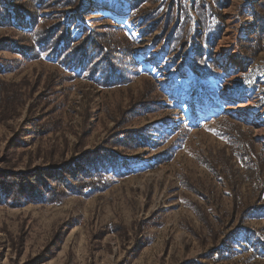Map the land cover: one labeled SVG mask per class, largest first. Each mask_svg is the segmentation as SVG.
Segmentation results:
<instances>
[{
	"label": "rangeland",
	"instance_id": "obj_1",
	"mask_svg": "<svg viewBox=\"0 0 264 264\" xmlns=\"http://www.w3.org/2000/svg\"><path fill=\"white\" fill-rule=\"evenodd\" d=\"M0 1L8 6V0ZM165 1H174L168 32L165 23L145 25L143 15L133 14L126 0H79L78 7L66 9L68 15H75L70 22L74 35L100 17L124 28L134 42L139 65L131 82L103 86L48 55L0 72L7 81L27 80L34 93L21 115L0 121V158L19 143L13 160L17 172L29 164L32 168L55 161L67 165L82 151L96 149L116 128L112 114L131 104L146 79L154 80L162 94L161 108L126 125V129H149V143L118 151L122 154L102 188L70 195L60 203H0V264H264V248L258 252L247 239L257 232L253 241L264 246V215L240 219L238 208L231 226L227 216L225 233L240 231L220 240L226 238V246L235 252L228 260L215 262L204 257L213 241L205 237L209 229L190 204L203 207L214 223L235 208L229 183L196 158L200 151L227 148L220 133L225 117L264 145V51L252 55L241 45V39L256 28L252 8L256 0H231L218 10L226 25L213 51H207L208 34L217 23L211 8L205 10L202 0ZM204 2L216 8L214 0ZM166 9L167 5L162 8ZM201 23L206 28L202 35ZM173 30H180L188 41L175 50L169 38ZM4 33L12 30L0 27V35ZM0 55L16 54L3 51ZM52 73L57 78L45 92ZM232 105L260 121L231 113ZM31 117L55 124L38 143L27 139L29 131L22 127ZM169 146L173 155H160ZM181 175L201 181L198 185L206 188L204 193L184 187ZM255 187L256 182L242 186L244 202L254 203ZM210 191L215 202L207 199ZM257 204L264 205V195ZM56 235L61 239L54 243Z\"/></svg>",
	"mask_w": 264,
	"mask_h": 264
},
{
	"label": "trees",
	"instance_id": "obj_2",
	"mask_svg": "<svg viewBox=\"0 0 264 264\" xmlns=\"http://www.w3.org/2000/svg\"><path fill=\"white\" fill-rule=\"evenodd\" d=\"M126 1L129 2L133 14L143 15L145 25L151 23L152 27H155L165 23L167 32L169 31L174 1ZM202 1L204 9L210 7L217 20L207 37V51H213L226 25L218 10L227 7L231 0H214L213 5L216 8H213L211 3ZM166 5L167 9L163 11L162 8ZM78 6L79 0H8V6H4L0 1V27L12 30L10 34L0 35V52L10 51L16 54L11 58L0 55V72L13 71L27 61L48 55L70 68L80 69L86 76L103 86L131 82L139 69L138 60L133 55L132 38L125 34L124 28H117L116 23L108 17L92 20L91 25L84 26L78 35H74L70 22L75 20V15H68L66 9ZM252 8L256 28L241 39V45L243 50L249 49L252 55H256L264 51V0H256L252 3ZM45 10L50 12L47 13ZM201 27L203 31L199 34L202 35L206 31L204 23H201ZM177 28L178 26H175V29ZM179 31L173 30L169 35L171 48L174 50L179 43L183 46L188 43L187 38ZM56 78L57 74H49L45 92L51 90ZM29 85L27 80L15 82L0 78V121L12 120L22 114L34 94L33 89L28 88ZM42 96L44 95L38 98ZM161 98L157 83L152 79H146L131 104L112 114L116 128L108 138L96 149L82 151L76 160L67 165L55 161L49 162L45 167L32 168L29 164L24 171H14L16 166L13 162L14 153L19 143L12 144L6 155L0 158V203L7 201L16 206L26 202L60 203L70 195H84L87 191L102 188L109 169L117 164L119 154H122L118 151L140 149L149 143L151 135L149 129L144 127L126 129V125L161 108L162 105L158 102ZM221 117L223 115L218 119ZM223 121L225 122H222L220 133L227 141V148L217 152L210 150L207 154L200 151L196 158L216 177L223 178L229 183L235 208L231 214L228 211L223 212L215 218L214 223L210 221L203 207L190 203L209 229L205 237L213 241V246L204 257L214 259L215 262L228 260L235 252L233 247L226 246V238L220 240L223 236L230 239L240 231L237 230L234 234L225 233L223 229L227 216H230L228 225L231 226L238 208L241 209L240 219H244L243 215H264V205L257 204L264 195V145L255 140L251 133L241 130L240 124L233 125V120L228 117ZM54 125L35 117L27 118L22 123V127L29 131L27 139L36 143L40 142ZM173 153V146H169L160 155ZM180 178L184 187L196 194L202 195L206 190L198 185L201 181L194 182L184 175ZM255 182L257 187L254 192L258 191L256 200L252 204L244 202L240 196L242 186ZM258 184H261L260 188ZM207 196L209 202H215L214 191H210ZM219 209L222 210L221 205ZM256 236L257 232L255 234L251 232L247 239L251 247L260 252L264 246L262 242L260 244L253 241ZM60 239L56 235L53 242Z\"/></svg>",
	"mask_w": 264,
	"mask_h": 264
},
{
	"label": "bare ground",
	"instance_id": "obj_3",
	"mask_svg": "<svg viewBox=\"0 0 264 264\" xmlns=\"http://www.w3.org/2000/svg\"><path fill=\"white\" fill-rule=\"evenodd\" d=\"M226 39L230 41L231 37L228 36ZM236 97L237 96H233V100L236 99ZM229 102H233L232 99ZM230 112L235 113L237 115H240L244 119H251L252 122H254V123H258L260 121L257 115L253 116V115L249 114L248 112L240 111L238 107H233V105L230 107Z\"/></svg>",
	"mask_w": 264,
	"mask_h": 264
}]
</instances>
